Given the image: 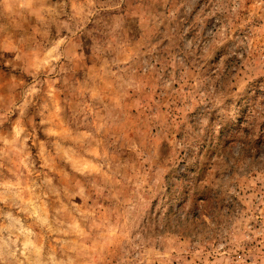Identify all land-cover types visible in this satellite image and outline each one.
I'll list each match as a JSON object with an SVG mask.
<instances>
[{
    "label": "rangeland",
    "instance_id": "rangeland-1",
    "mask_svg": "<svg viewBox=\"0 0 264 264\" xmlns=\"http://www.w3.org/2000/svg\"><path fill=\"white\" fill-rule=\"evenodd\" d=\"M0 264H264V0H0Z\"/></svg>",
    "mask_w": 264,
    "mask_h": 264
}]
</instances>
